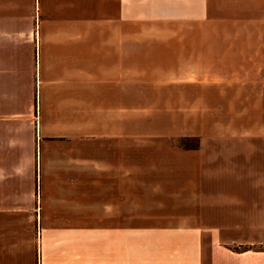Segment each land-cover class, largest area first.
I'll list each match as a JSON object with an SVG mask.
<instances>
[{"label":"crops","instance_id":"obj_1","mask_svg":"<svg viewBox=\"0 0 264 264\" xmlns=\"http://www.w3.org/2000/svg\"><path fill=\"white\" fill-rule=\"evenodd\" d=\"M223 4L0 0V264H264V0Z\"/></svg>","mask_w":264,"mask_h":264},{"label":"rangeland","instance_id":"obj_2","mask_svg":"<svg viewBox=\"0 0 264 264\" xmlns=\"http://www.w3.org/2000/svg\"><path fill=\"white\" fill-rule=\"evenodd\" d=\"M217 4V12L222 13L224 11V0H214ZM251 0H235L236 5H240L241 7L247 5ZM134 205V204H133ZM139 208L138 206L134 205L133 208V213H138ZM133 230H138L141 227L142 223H139L137 221H133ZM140 239L138 237L133 238V250H132V264H135L137 262L143 261L146 259V254L141 253V248H140ZM106 247H100V259L101 262L103 261L104 264H107V255H106ZM150 256V255H148ZM104 259V260H103ZM102 264V263H101Z\"/></svg>","mask_w":264,"mask_h":264},{"label":"trees","instance_id":"obj_3","mask_svg":"<svg viewBox=\"0 0 264 264\" xmlns=\"http://www.w3.org/2000/svg\"><path fill=\"white\" fill-rule=\"evenodd\" d=\"M178 147L186 149V150H197L199 148V140L197 138H185L178 142ZM249 250L252 248L248 247H235V250ZM259 249V248H257Z\"/></svg>","mask_w":264,"mask_h":264}]
</instances>
